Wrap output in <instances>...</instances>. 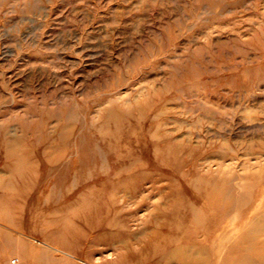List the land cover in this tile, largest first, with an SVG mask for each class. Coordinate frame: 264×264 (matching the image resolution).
I'll list each match as a JSON object with an SVG mask.
<instances>
[{
  "label": "rangeland",
  "instance_id": "obj_1",
  "mask_svg": "<svg viewBox=\"0 0 264 264\" xmlns=\"http://www.w3.org/2000/svg\"><path fill=\"white\" fill-rule=\"evenodd\" d=\"M0 264H264V0H0Z\"/></svg>",
  "mask_w": 264,
  "mask_h": 264
},
{
  "label": "bare ground",
  "instance_id": "obj_2",
  "mask_svg": "<svg viewBox=\"0 0 264 264\" xmlns=\"http://www.w3.org/2000/svg\"><path fill=\"white\" fill-rule=\"evenodd\" d=\"M214 196V195H213ZM212 196V197H213ZM213 201V200H212ZM212 201H210V203H208V206L210 207V206H216V204H214V202H212Z\"/></svg>",
  "mask_w": 264,
  "mask_h": 264
}]
</instances>
